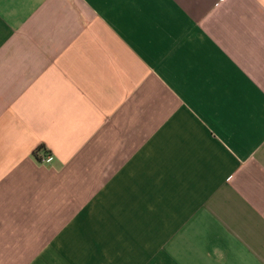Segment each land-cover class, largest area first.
I'll list each match as a JSON object with an SVG mask.
<instances>
[{
  "label": "crops",
  "instance_id": "obj_1",
  "mask_svg": "<svg viewBox=\"0 0 264 264\" xmlns=\"http://www.w3.org/2000/svg\"><path fill=\"white\" fill-rule=\"evenodd\" d=\"M0 264H264V0H0Z\"/></svg>",
  "mask_w": 264,
  "mask_h": 264
}]
</instances>
